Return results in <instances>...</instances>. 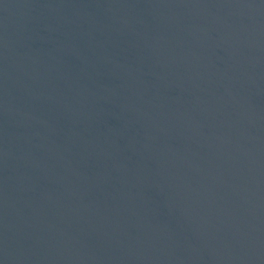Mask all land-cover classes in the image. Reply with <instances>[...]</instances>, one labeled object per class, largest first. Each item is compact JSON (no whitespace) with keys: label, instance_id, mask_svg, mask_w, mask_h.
Returning <instances> with one entry per match:
<instances>
[{"label":"water","instance_id":"1","mask_svg":"<svg viewBox=\"0 0 264 264\" xmlns=\"http://www.w3.org/2000/svg\"><path fill=\"white\" fill-rule=\"evenodd\" d=\"M0 264H264V0H0Z\"/></svg>","mask_w":264,"mask_h":264}]
</instances>
